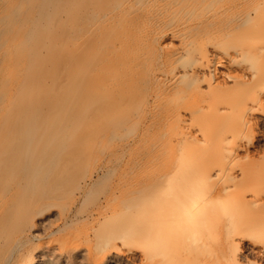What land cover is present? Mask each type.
Segmentation results:
<instances>
[{
  "label": "bare ground",
  "instance_id": "6f19581e",
  "mask_svg": "<svg viewBox=\"0 0 264 264\" xmlns=\"http://www.w3.org/2000/svg\"><path fill=\"white\" fill-rule=\"evenodd\" d=\"M0 51V264H264V0H0Z\"/></svg>",
  "mask_w": 264,
  "mask_h": 264
},
{
  "label": "rangeland",
  "instance_id": "374dc122",
  "mask_svg": "<svg viewBox=\"0 0 264 264\" xmlns=\"http://www.w3.org/2000/svg\"><path fill=\"white\" fill-rule=\"evenodd\" d=\"M16 30V29H15ZM14 30V31H15ZM14 31L12 32L11 30V33L9 35H7V32H4L2 35V37L6 38L7 37H10ZM22 30H20L21 32ZM19 33V32H18ZM21 48V46H20ZM19 46L15 47V48H11L10 50V56L13 58V60L16 59V54L19 53V50H20ZM0 54H1V51H0ZM2 64V54L0 55V66ZM14 82H15V78H11V77H8L5 72L1 71L0 72V91H3V93H6L5 96L6 98L10 97L11 94L13 95L14 93ZM14 90V91H13ZM4 113L2 112L0 114V120H1V117ZM1 133H4L3 130L0 129V134ZM262 134V132H261ZM264 135V133H263ZM129 141L128 145H126V153L124 155V160H123V164L121 165V169L123 168L124 170L126 171H130L132 170L131 168H133V166L135 167V169H137L138 167L135 166L136 164L139 166V164L141 162H139V157H137V155H134V153H132V150H130V147H133V142L131 140V136L129 135L127 137V139ZM256 138L254 140L255 142V147H254V150H252V154H254L255 156L258 155V154H262V152L264 151V143L263 142H257L256 143ZM258 145V146H257ZM100 150V149H99ZM99 150H96L95 152L99 151ZM102 150V149H101ZM110 151H107V152H111L110 154H112V152H114V150L111 151V149H109ZM145 150L142 151V153L144 152ZM107 152L105 154H103V150L100 151V155L99 157H97L96 159H94V157L86 160L83 164H82V167L80 169V172L81 174L84 175L81 176L84 180L87 181V186L85 188V191H84V194L85 196L87 197V201H86V206L81 207V203L83 202L82 199L78 198V200L75 202V207L73 206V203H70L69 205V202L66 206H69V208L67 207H64L66 208L65 211L67 212L68 209L71 210L72 208L74 209V212H76L77 210L79 209H83L84 211H89V210H92L96 207V205H93V200H95L97 197L98 198H102L104 195L108 194L110 189L112 188V186L114 185V183L116 182L117 180V177L119 176L118 172L120 171L118 168V166H114L112 165L111 166V169H114V174H109L106 175V168L104 166V163L106 161V159L109 157V153L107 154ZM107 156V158H106ZM25 159V162L22 164L23 167L26 168V166H29L31 165V159L30 158H24ZM127 163V165H126ZM122 169V170H123ZM117 170V171H116ZM82 180V179H81ZM86 199V198H85ZM72 202V201H70ZM74 202V201H73ZM78 202V204H77ZM253 262H255L254 260H252ZM257 263L256 264H262L260 263V261H256Z\"/></svg>",
  "mask_w": 264,
  "mask_h": 264
}]
</instances>
